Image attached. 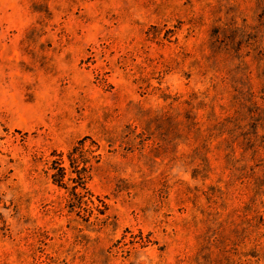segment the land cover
Wrapping results in <instances>:
<instances>
[{"label":"rangeland","instance_id":"obj_1","mask_svg":"<svg viewBox=\"0 0 264 264\" xmlns=\"http://www.w3.org/2000/svg\"><path fill=\"white\" fill-rule=\"evenodd\" d=\"M0 264H264V0H0Z\"/></svg>","mask_w":264,"mask_h":264},{"label":"trees","instance_id":"obj_2","mask_svg":"<svg viewBox=\"0 0 264 264\" xmlns=\"http://www.w3.org/2000/svg\"><path fill=\"white\" fill-rule=\"evenodd\" d=\"M88 141L91 140L85 138L79 141L68 153V167L64 166V155L59 154L53 156L55 159L51 162L50 168V180L52 184L59 189L67 191L68 186L65 182V180H67L68 183L72 184L70 188V198L72 201L77 200L80 204L84 198L90 200L93 197L87 189V181L90 178L89 172L91 167L85 165V161L80 159V154L88 151L85 149V145ZM100 159V155L95 157L97 164L100 162Z\"/></svg>","mask_w":264,"mask_h":264}]
</instances>
